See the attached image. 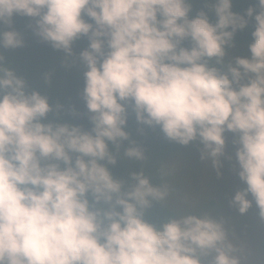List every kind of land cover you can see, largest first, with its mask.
Masks as SVG:
<instances>
[{"label": "clouds", "instance_id": "1", "mask_svg": "<svg viewBox=\"0 0 264 264\" xmlns=\"http://www.w3.org/2000/svg\"><path fill=\"white\" fill-rule=\"evenodd\" d=\"M233 2L205 0L211 21L204 8L191 15L193 0H0L4 48L23 43L14 15L34 18V31L69 55L88 38L91 123L47 119L49 97L0 67V264H203L212 252V264H240L222 221L188 213L154 223L146 209L166 191L143 172L129 183L109 168V142L118 152L129 138L128 108L170 140L198 139L218 174L231 133L227 159L244 185L231 203L243 214L255 202L264 219V0L245 14ZM250 19L251 55L225 63ZM124 155L144 158L134 142Z\"/></svg>", "mask_w": 264, "mask_h": 264}, {"label": "trees", "instance_id": "2", "mask_svg": "<svg viewBox=\"0 0 264 264\" xmlns=\"http://www.w3.org/2000/svg\"><path fill=\"white\" fill-rule=\"evenodd\" d=\"M255 5L256 0H234L233 10L245 14L248 7ZM201 8L208 13L211 21L215 20L214 11L206 5L205 0H193L191 15H195ZM85 19L89 18L85 16ZM254 23V20L250 19L244 29L237 31L235 44L252 42ZM7 27L0 25V32ZM12 27L21 34L23 43L16 48L0 46V67L11 69L17 76L23 78L28 92L37 90L49 97L54 111L49 113L47 119H59L61 122L82 124L90 128L89 114L82 98L83 73L86 68L80 58V53L88 47V38L82 36L74 41L72 53L69 55L63 49L54 48L51 42L45 41L34 31V18L14 15ZM57 104L62 105L58 114L55 111ZM127 112V122L123 127L129 133V138L121 141L118 152L109 142L110 149L117 156L116 163L109 165V168L116 177L123 178L129 183L135 182L131 178V173L143 172L153 186L160 188L169 157L195 141L182 145L170 140L159 126H149L137 121L136 114L131 108H128ZM133 142L143 149L142 160L124 155V149ZM169 216H175V213L161 200L152 201V206L146 209V218L157 224Z\"/></svg>", "mask_w": 264, "mask_h": 264}, {"label": "rangeland", "instance_id": "3", "mask_svg": "<svg viewBox=\"0 0 264 264\" xmlns=\"http://www.w3.org/2000/svg\"><path fill=\"white\" fill-rule=\"evenodd\" d=\"M250 43L235 44L228 50L226 62L235 56H250ZM225 135L226 149L225 155L220 157L219 174L198 139L169 157L160 186L167 195L161 201L175 216L209 214L222 221L227 235L225 243L232 245L230 254L238 257L240 264H264V219L260 218L259 209L253 202L252 207L241 214L231 203L235 191L244 185L232 169L235 160L227 159L229 153L234 156L232 134ZM214 256L212 252L201 257L203 264H212Z\"/></svg>", "mask_w": 264, "mask_h": 264}]
</instances>
